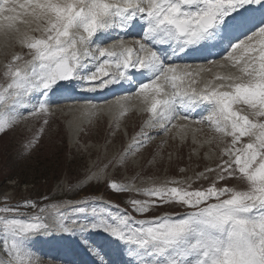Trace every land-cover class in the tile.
Masks as SVG:
<instances>
[{
  "label": "snow or ice",
  "instance_id": "1",
  "mask_svg": "<svg viewBox=\"0 0 264 264\" xmlns=\"http://www.w3.org/2000/svg\"><path fill=\"white\" fill-rule=\"evenodd\" d=\"M0 30L26 50L11 52L4 66L0 133L48 115L49 97L77 83L88 92L127 83L133 91L115 102L112 134L133 98L146 119L118 162L147 146L146 129H187L177 121L230 137L215 167L195 173L206 187L165 179L134 189L112 181L116 194L147 197L127 200L143 218L77 192L54 204L0 207L9 264H40L28 242L53 233L77 237L97 264H104L103 249L90 239L94 233L123 245L132 264H264V0H0ZM132 33L139 38L129 39ZM217 50L222 61L208 58ZM185 58L206 64L176 62ZM205 106L207 114L193 119ZM81 111L88 118L104 112L91 101ZM161 206L181 211L159 213Z\"/></svg>",
  "mask_w": 264,
  "mask_h": 264
},
{
  "label": "rangeland",
  "instance_id": "2",
  "mask_svg": "<svg viewBox=\"0 0 264 264\" xmlns=\"http://www.w3.org/2000/svg\"><path fill=\"white\" fill-rule=\"evenodd\" d=\"M0 35L2 83L8 55L13 51L26 50L11 41L3 31ZM224 71L214 68L213 73L223 74ZM52 100L49 98L48 115L28 117L5 133H0V207L23 206L25 200H32L41 206L45 203L54 204L74 198L72 192H77L81 196H102L137 219L143 218L132 210L127 200L147 197L134 190L116 194L108 187L112 181L134 189L150 187L154 182L160 183L165 179L195 181V173L204 171L205 166L215 167L221 150L230 141V137H221L204 124L194 123L193 129L188 128L186 132L180 128H170L168 132L146 129L152 136L147 146L135 155L128 156L124 162H118L116 158L123 153L131 137L140 130L146 119V114L139 111L137 100L130 101L127 115L121 119L120 129L115 135L110 128V121L117 111L115 102H93L104 112L99 117L88 118L81 109L70 110L73 106L70 102L58 99L57 103L51 104ZM206 114V106L201 107L193 113V119L198 120ZM45 119L48 120L47 124L44 123ZM182 123L188 122L177 121L178 125ZM29 141H33L31 148H28ZM104 165L107 168L98 180L87 179L91 173L103 169ZM181 168L185 171L181 172ZM227 182L229 186L236 183L234 178H229ZM201 183L207 186L206 182L195 181L193 187ZM21 210L26 213L35 211L30 207H22ZM165 211L178 212L181 209L168 206L159 208V213ZM90 239L102 247L104 264L132 262L125 247H118L105 234L94 233ZM28 247L32 259H38L40 264H97L99 260L80 245L77 237L68 234L37 235L28 242ZM81 249L88 253L87 257L92 262L79 260ZM9 261L11 257L7 256L3 234L0 233V264H9Z\"/></svg>",
  "mask_w": 264,
  "mask_h": 264
},
{
  "label": "bare ground",
  "instance_id": "3",
  "mask_svg": "<svg viewBox=\"0 0 264 264\" xmlns=\"http://www.w3.org/2000/svg\"><path fill=\"white\" fill-rule=\"evenodd\" d=\"M1 31L2 30H0V33H1ZM128 38L132 39V38H139V37L136 36L135 33H132L129 35ZM0 43H1V41H0ZM208 58L222 61V54H218V50H217L216 52H214V54L212 56H209ZM176 62L177 63L192 62V63L206 64V61L203 59L192 60L190 58H185V60H183V61L177 60ZM77 85L75 86L74 89L68 90L70 95H72L74 97L71 98L69 95H67L68 94L67 93L66 95H63L61 98V93L63 91H57L56 93L52 94L49 97L51 99H54L51 101V104H55V103H57L58 99H62L64 101H67V102H70L71 104H73V106L70 107L69 109L72 111H75L77 109L84 108L83 104H85V102H87V101H91L92 103L93 102H100L102 100H105L106 102H116L117 98H119L120 96L125 95L127 92L133 91V89L131 87L128 90H120V89H117V87L120 85H111L106 89L97 90L95 92H88V91H83V90L79 89L80 86L78 87ZM113 90H116V91L113 93V95H111V92ZM56 98H58V99L56 100ZM133 100H134V98H133ZM59 101H61V100H59ZM99 104H101V103H99ZM104 104H105V102H104ZM182 124H185V123H182ZM193 124L194 123L189 124V122L186 123V125H188V127L186 130L185 129H183V130L186 132L188 130V128L193 129ZM123 264H124V262H123ZM130 264H132V262Z\"/></svg>",
  "mask_w": 264,
  "mask_h": 264
}]
</instances>
